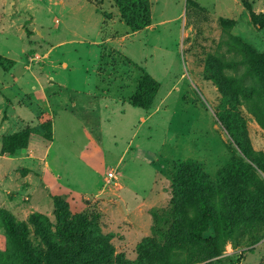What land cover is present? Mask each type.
Segmentation results:
<instances>
[{"label": "rangeland", "instance_id": "1", "mask_svg": "<svg viewBox=\"0 0 264 264\" xmlns=\"http://www.w3.org/2000/svg\"><path fill=\"white\" fill-rule=\"evenodd\" d=\"M148 1L158 24L131 36L112 0H0V264H264V171L219 122L222 96L206 75L209 58L229 80L242 74L226 64L241 58L235 40L263 58L247 77L253 96L228 87L241 97L237 136L264 161V0ZM108 36L117 53L96 54L99 75L125 66L139 80L80 90L91 41ZM145 77L160 85L157 114L132 103ZM24 130L27 148L5 151ZM187 161L207 176L198 193L174 187ZM55 197L75 222L58 221ZM69 228L82 239L64 237Z\"/></svg>", "mask_w": 264, "mask_h": 264}, {"label": "trees", "instance_id": "2", "mask_svg": "<svg viewBox=\"0 0 264 264\" xmlns=\"http://www.w3.org/2000/svg\"><path fill=\"white\" fill-rule=\"evenodd\" d=\"M112 1L119 9L120 22L125 24V26L128 28L129 33H136L145 30L152 25L153 20L148 0ZM231 46L232 48H236L238 50L241 58L232 59L231 61H227L226 64L227 66L234 68L235 71L242 70L240 68L243 67L242 74L237 77H231V79L229 80L218 73L219 68L223 66V61L218 58H209L207 63L208 67L206 70V75L209 80L215 83L218 92L222 96V106L220 111L218 112L219 122L227 130L229 135L236 142V145L244 153L246 158L258 165L259 168L264 171V161H261L260 159L256 160L252 152H250L249 150H245L243 147V143L237 136L238 134L235 131V127L231 122V119L234 118L237 121L236 123H240L234 105L239 103L242 105V103L240 102L241 97L239 95H230L231 89L228 87L229 84H234L235 88L242 92L241 95L244 100H247V98L253 96L254 92L256 91V87L253 84L247 82V77H249L250 79L253 77L254 64L263 62V58L258 57L257 59H254L249 53L247 46L240 40H235V43H232ZM158 89H160V85L156 80L145 77L140 84L136 95L134 96V99L132 101L133 105L145 110L150 109L154 105ZM28 143L29 134L27 130H24L23 132L7 137L4 141V150L9 152L25 149L27 148ZM180 183L190 185V189L195 193L202 191L204 186H207L209 184L207 176L201 171L198 164L194 161H187L180 167V170L175 177L174 187ZM190 189H187L186 191H189ZM54 202L55 214L58 221L62 220V213H66L64 217L65 220L75 222V218L71 215V213H69V203L66 200L61 197H55ZM199 204L202 212L204 213V219L207 223L206 225H208V221H213L217 225V221L214 217L213 212H211V207L209 206L208 201L205 199H200ZM60 231L64 237L70 240L82 239L80 234L74 228ZM206 231L207 226L204 230L200 229L194 239L202 240V234ZM11 232L19 242L20 246H23L24 239L19 233H17L16 229L13 226H11ZM218 239H220L219 233H217L215 237L208 240L207 242L211 246L215 247ZM218 255L219 254L215 256ZM212 264L221 263L220 261H214Z\"/></svg>", "mask_w": 264, "mask_h": 264}, {"label": "crops", "instance_id": "3", "mask_svg": "<svg viewBox=\"0 0 264 264\" xmlns=\"http://www.w3.org/2000/svg\"><path fill=\"white\" fill-rule=\"evenodd\" d=\"M152 20H153L152 25L149 26L148 28H146L145 30H142V31H149V30L155 29V27L158 23H156L154 21V17L152 18ZM119 22H120V19H118L116 21V24H118ZM134 34H136V33H134ZM134 34L131 33L130 35L132 36ZM96 42L97 41H91L92 47H96L97 51L94 54V58L89 65L90 71L87 73L85 70V73H84V78H86L84 83H87V85L90 87V89L84 88V89H80V90L87 91V92L92 91L93 88H95V85H97V84L98 85H106L105 82H107L109 79H112L113 83L116 81L123 83V81H124L126 84H132V83L136 84L137 81L139 80L138 76L133 72L130 73V70L127 69L125 66H122L121 68H119V67L114 68L115 66L113 65L110 68L109 73L106 75H103L106 78L99 75V72L96 69L98 66V63L94 61L95 59H97L96 54H99L101 52L104 54H107V58L110 59V61H113V57L117 53V50H116L117 47H116V41H115L113 36H108L107 39L101 40V42L99 41V43H98V44H100L99 46L95 45ZM94 52H95V50H94ZM112 68H114V69H112ZM87 69H88V67H87ZM124 69H127V72L126 73L124 72V74H122L121 72ZM76 89H78V88H76ZM111 98L114 99V96L111 95ZM155 103H156V100H155ZM155 103L153 105V114H157L158 112H160V104L157 105V103L156 104ZM174 145L175 144L172 143V147H174ZM164 168H167L166 164L164 165Z\"/></svg>", "mask_w": 264, "mask_h": 264}, {"label": "built area", "instance_id": "4", "mask_svg": "<svg viewBox=\"0 0 264 264\" xmlns=\"http://www.w3.org/2000/svg\"><path fill=\"white\" fill-rule=\"evenodd\" d=\"M108 180L110 183H114V184L118 185V177L114 172L108 173Z\"/></svg>", "mask_w": 264, "mask_h": 264}]
</instances>
